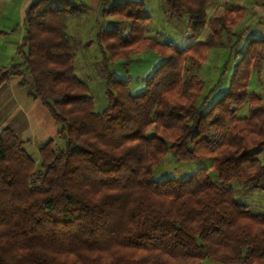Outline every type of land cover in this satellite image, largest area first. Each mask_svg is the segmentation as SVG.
<instances>
[{
  "label": "trees",
  "instance_id": "obj_1",
  "mask_svg": "<svg viewBox=\"0 0 264 264\" xmlns=\"http://www.w3.org/2000/svg\"><path fill=\"white\" fill-rule=\"evenodd\" d=\"M101 1L103 18L130 21L127 34L118 23L102 32L107 64L108 51L126 56L146 41L151 16L144 0ZM214 1L165 0L170 18L188 16L189 38L205 29ZM87 12L73 0H34L18 49L23 61L0 69V87L32 77L30 96L48 108L64 142L41 145L38 161L14 131L0 132V264H264V214L225 187L237 181L264 191V107L248 93L264 39L239 51L230 90L210 107L209 96L198 105L205 82L188 68L224 48L222 34L235 35L247 9L213 19L208 39L186 49L151 42L163 61L138 94L108 72L102 113L75 71L81 43L67 32L68 19ZM248 99L250 115L239 118ZM168 153L184 163L213 158L221 184L206 168L185 180H153Z\"/></svg>",
  "mask_w": 264,
  "mask_h": 264
},
{
  "label": "rangeland",
  "instance_id": "obj_2",
  "mask_svg": "<svg viewBox=\"0 0 264 264\" xmlns=\"http://www.w3.org/2000/svg\"><path fill=\"white\" fill-rule=\"evenodd\" d=\"M144 1L151 16L145 32L146 41L128 50L126 56L111 58L112 56L108 51L107 56L110 61L107 64L103 61L105 46L102 32L118 23L122 31L127 34L130 30V21L116 16L103 18L101 14L102 1L100 8L89 7V11L84 16L68 19L67 32L71 35L73 41L81 43L74 62L75 71L78 77L87 82L89 88H91L90 95L95 100V109L98 113L103 112L108 105V97L106 96V75L108 72L115 73L116 78L127 80L130 83V92L133 95L142 92L145 89V80L154 73L163 61L162 54L159 53L158 48L156 49L151 45V42L156 41L161 45L171 43L182 50L191 45L205 42L213 32V19L224 17L233 7L229 5V3L233 4L230 0L222 2L216 0L213 2V5L211 4L207 8L208 17L205 29L197 37L189 38L191 34L188 32L187 15H184L181 20L170 18L167 14L168 7L165 0ZM242 2V5L239 6L247 7L248 10L238 27L234 29L235 35H228L225 32L222 34L225 47L210 49L206 59L201 63L192 64V61L188 63L190 73L197 75L205 82L204 91L199 98V106L209 96L208 107H210L230 90L236 64L242 57V53L240 54L239 51L245 50L250 38L264 39V33L261 31V29L264 30V24L261 22V19H263L261 11L264 12L263 9L257 8V4L253 0H242ZM214 29L219 30L220 26L215 24ZM244 31L248 32L243 34ZM240 37H242L241 41H239ZM86 43L92 44L89 45V48H85L83 46ZM236 43H239L238 46H236ZM20 60V63H22L21 56ZM248 93L250 96L258 95L262 100L260 105L254 107H264V55L257 57L252 66ZM250 100L248 99L238 109L237 116L239 118L250 115V110L253 108ZM152 133L153 129L149 131V134ZM56 142L57 146L64 147V142L60 138ZM36 159L39 161V157ZM261 160L264 163V154L261 156ZM212 161L213 158L202 156L196 161L184 163L177 161L171 153H168L154 167L152 179L155 181L171 178L185 180L198 170L206 168L209 170L212 180L220 185L217 172L211 169ZM225 187H232L236 198L240 202L246 203L251 211L264 214V191L253 189L237 181L225 185Z\"/></svg>",
  "mask_w": 264,
  "mask_h": 264
},
{
  "label": "crops",
  "instance_id": "obj_3",
  "mask_svg": "<svg viewBox=\"0 0 264 264\" xmlns=\"http://www.w3.org/2000/svg\"><path fill=\"white\" fill-rule=\"evenodd\" d=\"M33 1L0 0V69H9L21 62L18 49L26 36L24 21L26 11ZM73 1L78 4H86L88 11L89 7L97 9L101 6V0ZM253 1L257 4H255L257 8H262L264 11V6L259 4L258 0ZM230 2H233V4L229 3L233 7H242L239 5L243 3L242 0H230ZM244 8L248 10L247 7ZM261 13L263 14L261 22L264 24V12L261 11ZM261 31L264 33L263 29ZM245 32L248 31H244L243 34ZM234 34H236L235 30ZM69 36L71 37L70 34ZM24 80L28 83L26 87L22 86ZM32 90V77L29 74L25 77L13 78L9 83L0 87V132L6 129L14 131L18 138L27 143L26 148L29 151L32 149L30 152L35 158H38L41 145L59 138L60 125L51 116L47 107L30 96Z\"/></svg>",
  "mask_w": 264,
  "mask_h": 264
}]
</instances>
